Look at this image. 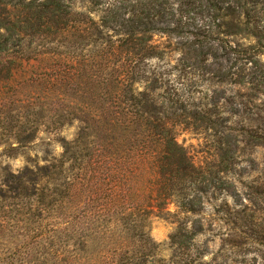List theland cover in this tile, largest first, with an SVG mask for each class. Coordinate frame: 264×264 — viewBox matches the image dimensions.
Returning <instances> with one entry per match:
<instances>
[{
    "label": "trees",
    "instance_id": "16d2710c",
    "mask_svg": "<svg viewBox=\"0 0 264 264\" xmlns=\"http://www.w3.org/2000/svg\"><path fill=\"white\" fill-rule=\"evenodd\" d=\"M70 1L0 0V63L6 59L7 63H14L9 70L13 78L17 60L28 61L32 55L59 58L60 66L53 74L59 88V107L51 118H58L59 122L67 118L81 124L74 141L62 140L59 158L26 168L18 175L4 176V186L13 195L7 197L6 204H14L9 199H17L20 189L25 192V200L36 199L46 208L59 202L63 206L66 200L70 204L83 201L91 208L79 210L81 219L100 220L114 227L109 238L116 233L118 238H124L120 243L112 242L119 258L116 264H141L151 249L147 219L169 214L171 204L185 216L203 215L205 197L223 190L216 175L196 166L178 143L176 129L191 125L204 131L217 130L228 121L222 116L213 120L214 111L197 110L195 103L179 96L171 99L167 90L160 94L164 83L150 63L156 57V49L149 45L146 36L161 29L180 34L186 28L182 19L197 13L210 17L213 25H209V33L199 43L194 40L189 44L190 53L203 56L206 61L244 57L254 50L263 53L264 0H119L107 4L98 27L87 15L75 12ZM85 1L94 7L105 4L104 0ZM102 26L112 33V40L87 50L95 36L102 34ZM215 34L222 38L212 39ZM233 36L254 39L256 44L237 53L230 45L229 38ZM29 39L38 42V46L25 45ZM248 83L264 91V68L254 73ZM4 128L0 125V132ZM22 130L21 136L27 129ZM36 132L28 134L29 140ZM248 135L256 146L264 143V130ZM232 140L228 133L218 144H230ZM223 156L222 171L228 173L235 150L224 149ZM220 183L225 185L222 179ZM3 192L1 188L0 198ZM0 204L1 209L4 205ZM40 210H36L39 217ZM30 216L36 218V212ZM201 223L199 220L189 226L180 220L171 237L178 249H186L192 238L203 233ZM92 231L96 235L102 233L100 227ZM105 234L100 238H106ZM39 239L24 241L27 254L40 247ZM13 259L15 255L2 258L0 264H13Z\"/></svg>",
    "mask_w": 264,
    "mask_h": 264
},
{
    "label": "rangeland",
    "instance_id": "374dc122",
    "mask_svg": "<svg viewBox=\"0 0 264 264\" xmlns=\"http://www.w3.org/2000/svg\"><path fill=\"white\" fill-rule=\"evenodd\" d=\"M118 1L104 0L105 4L97 7L85 0H71L70 3L75 12L87 15L98 27L108 9L107 4ZM182 24L186 28L180 34L161 29L146 36L149 45L156 49V57L150 63L152 71L162 77L164 83L160 94L167 90L171 99L179 96L195 103L197 110L214 111L213 120L220 116L228 120L224 128L217 130L204 131L191 125L176 129L178 143L187 150L196 166L216 175L218 186L223 190L212 191L205 197L203 215L185 216L171 204L167 209L169 214L147 219L146 232L150 236L147 239L151 240L153 251L149 250V256H145L141 264H264V143L261 141L260 146H256L248 135L251 131L264 130V120H261L264 119V91L248 83L254 73L264 68V51L254 50L252 54L232 59L219 58L222 55L206 61L205 57L194 55L187 48L209 33L213 20L194 13L183 18ZM99 28L102 34L95 36V42L92 41L87 50L112 40V33L103 26ZM214 38L222 37L215 34ZM229 39L237 53L256 44V40L245 37ZM25 45L34 48L38 42L29 39ZM41 50L42 47H38V51ZM248 56L252 61L244 59ZM29 58L15 62L17 69L13 78L9 70L14 63H7V59L0 63V125L5 126L0 132V189H4L0 198L4 205L0 209V262L2 258L15 255L13 264H116L119 258L112 242L120 243L124 238H118L117 233L109 238L114 227L100 220L81 219L79 210L90 209L91 205L85 206L83 201L70 204L66 200L63 206L59 202L46 208L36 199L25 200L23 189L17 199H9L13 205L6 204L7 197L13 195L4 186V176L18 175L26 168L59 158L63 152L62 140L74 141L81 128L77 120L65 118L59 122L58 118H51L59 107V88L53 74L60 66V59L53 55ZM73 65L77 69V64ZM229 72L231 76H227ZM188 111L191 112L189 107ZM23 127L27 130L21 136ZM32 130L37 132L29 140ZM228 133L232 134V142L218 144ZM224 149L235 150L228 173L222 171ZM221 179L225 185L220 183ZM38 208H41V217L36 211ZM35 212L37 217L31 218L30 214ZM180 220L188 222L189 226L202 220L203 233L192 238L186 249H178L171 238ZM97 227L106 233V238H100L102 233H93ZM28 238L42 241L30 254L24 246Z\"/></svg>",
    "mask_w": 264,
    "mask_h": 264
}]
</instances>
